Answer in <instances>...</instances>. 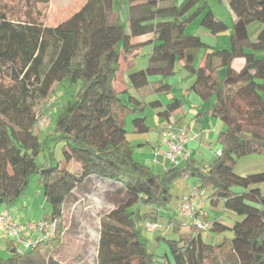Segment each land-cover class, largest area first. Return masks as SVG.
<instances>
[{
  "label": "trees",
  "instance_id": "1",
  "mask_svg": "<svg viewBox=\"0 0 264 264\" xmlns=\"http://www.w3.org/2000/svg\"><path fill=\"white\" fill-rule=\"evenodd\" d=\"M115 2L86 0L56 26L34 18L13 19L0 11V207L18 202L31 176L39 174L52 208L41 222L55 225L52 237L23 253L17 242L9 241L3 251L0 248V264H63L55 255L67 231L65 204L94 179L121 186L114 209L102 218L98 264H158L147 248L148 224L162 220L171 226L169 234L156 238L168 248L165 264H264V195L259 186L264 170L235 171L242 158L264 157V0H228L235 19L228 45L220 49L187 33L189 23L200 17V25L213 35L228 30L204 0H126L127 25ZM149 34L152 39L134 41ZM147 47L152 50L146 68L129 76L132 88L143 90L152 77H160L152 87L156 94L168 93L171 86L165 80L176 75L179 63L195 76L190 91L202 102L215 98L211 115L225 130L217 140L222 153L212 163L190 160L156 173L135 158L127 122L144 107L129 91L119 92L115 82L122 58L144 57ZM200 49L206 54L204 66L198 68ZM237 59L245 61L240 71L231 67ZM221 69L226 71L223 79ZM64 82L80 83L81 90L55 120L63 158L58 165L39 166L38 107ZM181 106L182 101L174 99L161 116L169 120ZM132 125L137 134L149 131L146 117L134 118ZM73 162L80 168L76 172L70 169ZM185 177L195 178V195L212 185L213 202L224 200L232 224L219 217L207 232H228L232 239L208 243L202 236L206 231L192 223L191 233L181 232L182 216L164 219L161 210H169L172 189ZM233 242L248 246L249 262L238 256Z\"/></svg>",
  "mask_w": 264,
  "mask_h": 264
},
{
  "label": "rangeland",
  "instance_id": "2",
  "mask_svg": "<svg viewBox=\"0 0 264 264\" xmlns=\"http://www.w3.org/2000/svg\"><path fill=\"white\" fill-rule=\"evenodd\" d=\"M46 1V2H45ZM0 0V11L5 12L13 19L27 20L34 18L36 21H44L47 26H56L73 14L78 12L85 0ZM184 0H179L183 3ZM209 8L214 13L215 17L224 22L228 26V30L221 33L223 36L231 35L233 30V22L235 16L229 7L228 0H204ZM115 5L119 12L121 22L128 24V6L126 0H116ZM201 17L192 21L187 26V32L196 34L201 37L202 41L208 45L216 44L217 36L213 35L208 29L200 25ZM151 35V34H150ZM152 38V37H151ZM149 40V39H148ZM147 47L146 51L149 50ZM145 51V52H146ZM205 49L198 51L196 65L199 67L205 55ZM140 57L138 60L143 59ZM142 61V60H141ZM139 61V62H141ZM124 68L120 76L124 73ZM223 72H225L223 70ZM187 71L177 64L176 77L179 82L187 83L185 74ZM222 74V72H220ZM225 73L221 75L223 79ZM173 78V77H172ZM117 82V88L122 89V82ZM125 82L129 83L130 78L126 73ZM190 82L188 81V85ZM81 90V84L71 85L67 82L54 87L52 97L43 105L38 107L39 125L36 132L40 134L42 149L37 156L36 161L39 166L58 165L63 158L64 143L57 139L54 132L55 120L59 116L62 107L69 101L74 99ZM133 94L137 90L133 89ZM215 98L212 100V102ZM55 134V135H54ZM50 136V137H48ZM262 161V162H261ZM71 171H78L79 165L76 162L71 163ZM264 170V157L249 156L242 158L235 166V171L241 174L260 172ZM182 180V179H181ZM185 187V181H177L172 189L173 196L178 189L177 185ZM192 183L195 184V178L192 177ZM262 188L264 195V183L259 185ZM119 184L104 182L100 180H92L87 185L79 190H76L68 199L64 207V216L67 231L63 239V245L58 250L55 258L63 264H98V246L100 241V231L102 218L114 209L117 201V193L120 191ZM175 191V193H174ZM214 191L212 185H208L201 192L203 198L202 203L196 204L197 211L204 209L210 215V218L216 216H225V222L232 224L234 217L230 216V211L226 210L224 200H219L218 204H209L207 197ZM187 196V195H185ZM184 197V196H183ZM199 199V196H198ZM138 209V208H136ZM51 206L45 201L43 187L39 181V174H33L29 181L28 188L23 192L18 202L11 205H2L0 214L6 213L19 225L28 226V224H37L41 220L36 221L39 217L50 214ZM181 211V207H180ZM202 211V210H201ZM181 217V214H179ZM190 222L184 226L182 233L188 232ZM149 231H153L150 230ZM39 235L38 228L34 231H27V238H37ZM212 235V234H211ZM30 236V237H29ZM148 238V237H147ZM224 240V237L222 241ZM9 239L4 229L0 228V248L4 250ZM18 247L25 249L24 244L17 243ZM148 250L155 254L158 264L167 262L166 252L168 248L164 242L151 241L147 239ZM172 258V256H171Z\"/></svg>",
  "mask_w": 264,
  "mask_h": 264
},
{
  "label": "crops",
  "instance_id": "3",
  "mask_svg": "<svg viewBox=\"0 0 264 264\" xmlns=\"http://www.w3.org/2000/svg\"><path fill=\"white\" fill-rule=\"evenodd\" d=\"M187 33L196 35L190 32ZM215 36H217L216 38L218 39V41L216 42V44H212L210 46L217 49L226 48L230 36H225V34L223 36L221 34ZM151 37L153 38V35L149 34L137 38L134 41H146L148 39H152ZM148 49L149 50H147L146 52L144 51L145 56L143 59L126 61L122 58L121 70L118 73L117 80L115 82V87L119 92L129 91L130 94L135 96L144 107V111H137L133 116L129 117L127 122V137L133 146L135 158H137L143 164L147 165L149 168H151L152 171L156 173H164L170 168L181 167L190 160L201 163L202 165L212 163L216 158L218 149H220V145L217 142L218 135L225 130V125L221 122L220 119L215 118L211 115L210 110L212 106V100L214 98H212L209 102H202L196 93L190 91V88L195 82V76L187 72L184 79V81L186 80L187 83L179 82L176 76L165 80V83L169 84L171 88L168 93L163 94H156L153 89V87H156L161 81L160 77H152L150 81L151 85L143 90H137V93L135 94L132 93L134 88H132L131 83L125 82L126 73L128 78L130 74L146 68L152 48L149 47ZM204 63L205 55L199 67L196 65V63L195 65L200 68L204 66ZM244 63L245 61L243 59H237L233 62L231 67L236 71H240L243 68ZM122 68H124L125 74H123L121 77L120 74H122ZM220 72H222L223 74L226 71L223 72V70L221 69ZM222 74H220V77ZM119 79H121L119 83L122 82V84L124 85L121 90L117 88V82ZM188 81L190 82L189 85ZM174 99L181 100L182 106L170 115L169 120H171L170 122H173L178 127H184L187 130L189 138V141L184 148L187 156L181 158V160L177 164H173L165 156L166 149L161 139L162 132L166 129L169 123L168 118L161 116V113L166 111L167 106L171 104ZM138 117H146V124L149 127V131L145 134H137L133 130L132 120ZM180 181H185L186 186L181 187L182 183L180 185H177L178 189L175 190L176 193L174 191L175 194L170 203L169 210H161V214H163L165 217L164 219H167L170 216L180 217V204L182 197L185 195L195 199L199 204L202 203V199H200V197L203 198L204 195L202 196V193L200 195H195L196 184L192 183V177H185ZM213 192L207 197V200L209 204L216 205L219 201L213 202V200L210 198ZM200 209L205 213L204 217L202 216V219L204 221L212 222L219 217L225 218V216L220 215L210 218V215H208L204 211V209L201 208V206ZM39 220H41V217H39L36 221ZM158 225L159 227L157 229L149 231V234L147 236L148 240L155 241L159 235H167L171 232V226L166 223V220H162L160 224L158 223ZM184 226L185 225H182V231ZM191 232L192 227L190 226L188 232H184V234H188ZM202 236L203 240L208 243H221L223 237L232 239L231 234L228 232L221 235H211V233L206 231ZM238 245L241 247V250L237 249ZM233 246L241 259H243L242 256H244L248 258V260L246 261H250V257L248 256V246L246 244L233 242ZM166 259H170V256L168 255Z\"/></svg>",
  "mask_w": 264,
  "mask_h": 264
},
{
  "label": "built area",
  "instance_id": "4",
  "mask_svg": "<svg viewBox=\"0 0 264 264\" xmlns=\"http://www.w3.org/2000/svg\"><path fill=\"white\" fill-rule=\"evenodd\" d=\"M161 136L163 145L166 149L165 156L170 162L177 164L181 158L187 156L184 148L189 141V138L187 130L184 127H178L173 122H169ZM221 153V150L217 151L218 156H220ZM197 203L198 201L190 196L182 197L180 207L181 216L184 218L183 225H187L190 222L197 228V230L207 231L210 228V222L202 219V216L204 217L205 213L201 210L197 211ZM158 227V224H148V230H155ZM0 228L5 230L9 239L19 243V245H25V249H22L21 247L18 248L19 253H23L28 248L36 246L38 242L52 237L55 231L54 224H44L43 222L37 224L30 223L28 226L19 225L6 213L0 214ZM37 228L39 230V235L36 239L30 236V238L24 237L26 236L27 231L32 232Z\"/></svg>",
  "mask_w": 264,
  "mask_h": 264
}]
</instances>
